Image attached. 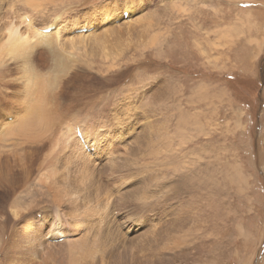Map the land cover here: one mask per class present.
Returning <instances> with one entry per match:
<instances>
[{
	"label": "rangeland",
	"instance_id": "1",
	"mask_svg": "<svg viewBox=\"0 0 264 264\" xmlns=\"http://www.w3.org/2000/svg\"><path fill=\"white\" fill-rule=\"evenodd\" d=\"M104 1L47 0L42 14L17 0L14 9L34 14L41 28L60 20L66 40L88 36L73 35L78 28L101 24L94 6ZM143 1L131 21L117 24L106 57L93 51L92 38L84 37L83 47L47 45L51 67L66 68L58 84L52 78L44 89L42 109L51 106L56 90L64 100L68 92L82 95L55 107V130L64 133L80 122L88 125L86 133H97L101 125L102 138L107 129L120 132L123 126L125 140L114 144L111 158L101 148L99 160L98 155L89 159L97 192L107 197L81 225L63 221L69 204L61 191L83 193L90 179L84 180L83 169L73 163L55 164L65 180L61 191L35 179L24 187L30 192L23 188L14 200L0 197V250L10 225L25 231L30 223L11 207L41 198L33 209L35 224L37 213L46 220L39 230L40 250L33 257L22 252L24 264H71L75 256L82 258L76 264H264V0ZM109 3L118 5L120 18L126 3L139 0ZM145 17L155 26L151 34H118V28L145 24ZM12 85L5 91L12 92ZM7 102L16 121L4 124L0 136L24 118L18 100ZM72 141L77 146L76 138ZM58 223L63 233L56 238L51 229ZM74 243L82 245L78 254ZM5 254L0 251L1 261Z\"/></svg>",
	"mask_w": 264,
	"mask_h": 264
},
{
	"label": "bare ground",
	"instance_id": "2",
	"mask_svg": "<svg viewBox=\"0 0 264 264\" xmlns=\"http://www.w3.org/2000/svg\"><path fill=\"white\" fill-rule=\"evenodd\" d=\"M15 1L17 0H0V79H5V77L8 79L6 83H1L0 81V111L2 113H5L4 116H0V133L4 131V124L9 121H16V118H11L9 115V103L7 101L15 102L16 100H18L25 108V112L24 118L21 120V123L18 126L9 127L7 131L0 136V197L2 201L14 200V197L18 198L23 192L22 189L29 183L31 184L32 181L34 182L35 179H37L36 181L42 182V184L47 189H50V187H55L57 189H60L61 191V189L63 188L59 184L65 182V180L63 178L60 179V176H57V173H60V171L62 170L60 169L58 171V167H56L55 164L58 165L59 163H62L64 161V164L67 162L69 164L73 163L75 167L79 166L83 169V172L81 174L83 176V179L85 180L87 177V182L88 178L90 180L88 184L85 183L83 187V193L81 190L74 192L73 188L70 190H73L72 192H70L67 188V190L61 191L64 192L62 193L63 197L67 199L69 204V218L68 213L65 212V219H61H63V221L66 220L65 222L70 219L71 222L81 225L80 223L84 222V217L90 214L88 212H91L95 209L96 203L100 202L101 198L107 197L106 194H100L97 192L96 181L94 180L95 174H93L92 172L94 169V165L91 161L94 159L93 157H96L97 155L99 160V152L101 148H103L104 150H108L105 155L111 158L113 156L114 144L116 145L117 142L123 143L122 141L125 140V138L123 137L124 130L123 126H120V132H114L113 130L104 127L107 129V131L105 130L106 133H103L104 135L101 138L102 130L99 129L101 125H96L98 129L97 133H86L89 131V127L86 123L81 124L80 122H75V124L72 125V121H70V123L73 128H71L69 131H65L64 133H62L58 130H55V123H53L52 120V115L55 114V107L57 105L58 108L65 107L71 100L82 99V95L79 94V91L68 92L64 100L56 90L52 93L50 98V101L52 103L51 106L49 108L42 109L41 106L43 104L44 89L50 85L52 78L55 79V84H58V81L60 80L59 74L61 73L63 75L65 73L64 68H66L64 67V65H66L64 63L66 62L63 63L62 61L61 62L64 65L51 67L50 62L53 64V66L55 64L51 59L53 57L49 54L50 47L48 46L50 45L52 47V44L54 43V46L59 45V47H62L61 44H64L63 46L67 45V47H69L70 45L77 46V44H80L83 47V38H92L93 43L96 46V48H93V51L97 54H101L102 57H106L110 52L111 44L114 43L115 35L117 33V24H120L123 21H126L127 23L131 21L132 16L136 12V10H141L140 4L144 1L139 0L138 5H131V3H126V8L123 9L120 17L122 20L119 17H115L116 13H118L119 11V9L117 8L118 5L116 6L115 4V6L112 7V5L109 3L110 0L109 2L107 0L102 2L101 4L95 5L94 10H96V12L94 13H97L99 11L98 15L101 19L99 20L101 21V24H98L97 21L95 22L96 25L93 27L78 28L72 32L73 35L88 34V36H78L75 39L66 40H64V34L67 32V28L63 27L62 23L59 22L60 20L54 21V23H52V25H54L53 28L50 31H47V27H51L52 25L48 24L49 26L47 25L45 28H41L40 25H36L33 19V17L36 18L34 14H17L14 9ZM21 1H24V3L27 6L31 7L35 13H42L43 6H46L44 5V1L46 2L47 0ZM86 1L92 2V0ZM149 18L145 17V24L135 23L134 26L127 25L126 28L121 30L120 28H118V34L121 36H132L135 33H138V30H143V32H150V28L155 26H152L153 22L151 19L149 21ZM105 27L107 28L101 29ZM99 31H103L104 33H98ZM149 34H151V32ZM153 35L152 37L150 35L152 39H150L151 41L155 39V36ZM55 37L56 40H54ZM156 41H153L152 43ZM74 63H76V61ZM57 71L59 73H57ZM14 78L15 81L12 82ZM11 83H13V91L6 92L5 89H8ZM15 89H19L21 91V95H17L14 98L12 94L14 93ZM126 116H129V114L127 113ZM58 124L61 126L59 118ZM114 125L115 124H112V126ZM71 131L73 133L75 132L72 139L68 135ZM75 138L77 146L72 141ZM116 138L121 139V141L115 142ZM87 149L90 150V153L88 154ZM81 150H84V152H82ZM83 153H86L87 156L82 155ZM84 168L88 169L86 170ZM68 169L70 168L68 167ZM65 171H67L66 168ZM86 172L87 174H83ZM78 173L76 172L77 175ZM65 175L67 176L66 173ZM82 181L83 180L81 179V182ZM65 185L67 186V184ZM25 190H27L28 193V191L30 192L31 189ZM88 192L93 194V197H91ZM32 196L34 195L32 194ZM37 196L38 195H36L35 197ZM52 199L55 202V204L53 203L55 205V211L60 214L61 209H59L58 207L59 199L57 197H53ZM40 200L41 198H33L34 203L30 201V203H28V205L24 207H22L21 205L20 208L18 207V205L11 207L14 210H18L20 212L18 213L20 216H24L25 218L30 219V223L27 224L28 228H25V231H17L16 227H12L10 225L8 231L9 235L5 234V244H3L4 247H1V250L6 251L5 258L6 261L10 262V264H24L23 262H26L23 261L24 254H26L27 256L29 254L33 257L34 254L40 250L39 239L42 237V235L39 233V230L42 231L43 225L45 224L46 220L43 214H39L41 218L39 219L37 213V225L35 224L33 217V209H35L34 206L38 205ZM17 202H19V200ZM25 203H27V201ZM9 205L11 206L12 204ZM22 210L25 212H23ZM21 212H23V214ZM58 213L57 215H59ZM24 222L26 221H23V223ZM60 224H55L51 229V232L56 235V238L62 236L59 235L61 234V232L63 233V228H60L62 227L60 226ZM34 225L38 226L39 229H34ZM61 225H63V223ZM122 240L124 239H120V242ZM81 247L82 245L76 246L77 254L80 252ZM22 252L24 254H22ZM88 257L90 258L89 255ZM2 259L5 260L4 258ZM81 259V256H75V260H71L70 263L76 264ZM93 260L95 261V259ZM107 260L108 259L102 260L100 261V263H108ZM6 261H1L0 264H5ZM92 264L95 263L92 262Z\"/></svg>",
	"mask_w": 264,
	"mask_h": 264
}]
</instances>
